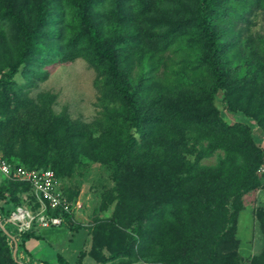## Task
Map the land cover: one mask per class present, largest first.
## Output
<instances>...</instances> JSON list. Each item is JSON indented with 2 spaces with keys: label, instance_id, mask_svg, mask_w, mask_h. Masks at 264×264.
I'll use <instances>...</instances> for the list:
<instances>
[{
  "label": "trees",
  "instance_id": "1",
  "mask_svg": "<svg viewBox=\"0 0 264 264\" xmlns=\"http://www.w3.org/2000/svg\"><path fill=\"white\" fill-rule=\"evenodd\" d=\"M259 11L264 0H0L3 158L53 170L72 207L78 170L111 171L87 226L49 207L60 225L19 231L8 219L40 203L0 180V264H264V34L240 25ZM79 58L98 75L100 123L28 90L44 66ZM216 147L218 163L201 166ZM254 192L262 248L245 257L238 222Z\"/></svg>",
  "mask_w": 264,
  "mask_h": 264
},
{
  "label": "rangeland",
  "instance_id": "2",
  "mask_svg": "<svg viewBox=\"0 0 264 264\" xmlns=\"http://www.w3.org/2000/svg\"><path fill=\"white\" fill-rule=\"evenodd\" d=\"M240 25L249 28L246 32L253 35L264 34V12L255 13ZM41 73L47 74V78L39 81L38 78L34 79L28 89L34 100L37 101L38 95L42 92L49 93L56 96L55 103H53L56 113L64 112L68 116V120L81 124H91L96 121L100 123L101 114L104 110L103 105L106 100L103 101L101 98L102 93H100L97 72L91 68L88 62L79 58L70 63H55L44 66ZM16 118L14 122L17 123L14 125L25 123L27 119L26 111L17 112ZM258 136L261 138L260 135ZM208 144L207 142L206 145ZM196 147L198 148L199 144ZM262 147L264 148V142ZM222 155H224L223 149L216 147L215 150L210 151L209 155L203 157L200 164L203 167H213ZM0 157H3L2 152H0ZM110 180L111 171L100 164L94 163L88 168L78 170L76 175L67 181L69 186L73 187L70 189L77 188L80 184L83 185L80 202L77 201L79 202V209L74 210L76 219L83 225L87 226L93 221L94 209L98 207L99 192H97V189L102 188L103 185H108ZM104 182L106 183L104 184ZM62 187L63 183L61 189ZM261 194L254 192L248 195L245 200L246 209L239 216L238 237L241 240V253L245 257L259 253L262 248L259 229L253 216V211L262 204ZM8 224L5 222L8 230H12V227ZM83 233L87 234L86 231ZM36 245L39 247V243H35L34 248H37Z\"/></svg>",
  "mask_w": 264,
  "mask_h": 264
},
{
  "label": "built area",
  "instance_id": "3",
  "mask_svg": "<svg viewBox=\"0 0 264 264\" xmlns=\"http://www.w3.org/2000/svg\"><path fill=\"white\" fill-rule=\"evenodd\" d=\"M2 179L29 186L31 194L40 203L39 212L36 215H34L31 209L17 207L12 217L8 219V222L17 225L16 227L19 231L29 230L33 221L37 219L43 227H49L51 224L60 225L62 222L61 219L46 218L44 212L49 207L52 209L63 208L66 212L79 209V202L72 207V204L64 198L60 181L51 169L30 170L22 165H12L3 157H0V180ZM22 196L25 200L28 199V194H23Z\"/></svg>",
  "mask_w": 264,
  "mask_h": 264
},
{
  "label": "crops",
  "instance_id": "4",
  "mask_svg": "<svg viewBox=\"0 0 264 264\" xmlns=\"http://www.w3.org/2000/svg\"><path fill=\"white\" fill-rule=\"evenodd\" d=\"M81 197V196H80ZM78 201L80 202V198L78 199ZM82 209V207H80ZM38 245H36L37 247ZM33 248V251L36 252V253H41L42 251H44V249H46V245H44L43 243H39V247L37 248H34V246L32 247ZM51 250H45V253H47L48 255H51Z\"/></svg>",
  "mask_w": 264,
  "mask_h": 264
},
{
  "label": "clouds",
  "instance_id": "5",
  "mask_svg": "<svg viewBox=\"0 0 264 264\" xmlns=\"http://www.w3.org/2000/svg\"><path fill=\"white\" fill-rule=\"evenodd\" d=\"M76 203H77V202H76ZM76 203H75V204H76Z\"/></svg>",
  "mask_w": 264,
  "mask_h": 264
}]
</instances>
